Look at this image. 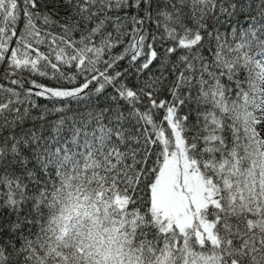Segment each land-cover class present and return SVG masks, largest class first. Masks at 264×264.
I'll return each instance as SVG.
<instances>
[{
	"label": "snow or ice",
	"instance_id": "6c2138e0",
	"mask_svg": "<svg viewBox=\"0 0 264 264\" xmlns=\"http://www.w3.org/2000/svg\"><path fill=\"white\" fill-rule=\"evenodd\" d=\"M64 3L70 11L53 19L38 0H0L12 85L0 83V209L15 216L0 218V264H264V0ZM129 54L130 64L143 57L138 74L157 60L160 74L129 86L118 66ZM48 66L69 84L83 80L52 88L12 78ZM165 72L175 74L170 100L157 96ZM109 86L115 109L63 114ZM33 96L67 103L33 116ZM152 109L164 110L159 125ZM145 179L142 215L130 206Z\"/></svg>",
	"mask_w": 264,
	"mask_h": 264
},
{
	"label": "trees",
	"instance_id": "16d2710c",
	"mask_svg": "<svg viewBox=\"0 0 264 264\" xmlns=\"http://www.w3.org/2000/svg\"><path fill=\"white\" fill-rule=\"evenodd\" d=\"M250 2L255 5V3L257 2V0H250ZM39 3V10L41 12H45V13H52L53 15V19H60V17L66 16L67 12L70 11V7L67 6L64 3V0H38ZM133 12L135 10H132ZM59 13L58 15L56 13ZM141 15H143V13H141ZM245 15L241 14L238 15L237 17L234 18V22L235 21H239L240 23H244L245 22ZM63 23V21H61ZM209 23H211V21H209ZM145 27L147 29L146 35L148 36V40L146 41V43H151V36L152 34L156 33V29H155V25L153 23L150 22H145ZM56 31H59V29H56ZM221 32L225 31V28H221L220 29ZM77 37L79 36V33L76 34ZM131 36H127L124 39L123 44L119 45L118 47H116L113 50V55H119L122 54L124 49L128 46V44L131 42ZM164 44L166 46H171V41H164ZM13 46H15V41H13ZM213 47L215 46L214 42H213ZM155 48L157 50L158 53H162L163 52V47L161 46V41L157 40L155 42ZM40 50L42 52H47V46H41ZM204 55L205 56H209L210 52L208 49V45H205L204 48ZM173 60L176 59V57L172 58ZM143 57H141L137 62H135L134 64H130V54L128 56H126L124 59L119 61V69L121 71L124 70H128L127 71V75H126V79L125 82L129 84V86H137L139 87L140 85L143 84L144 80L148 78V76H158L160 74L161 71V66H160V61H154L153 64L150 66V70H146L145 73H140L138 74L136 72V68L139 66V64L143 63ZM100 69L103 70L104 65L101 64L99 65ZM181 68L183 67V65L180 66ZM5 68L6 65L3 63H0V83L4 84L5 86H12L10 84V79L5 78ZM61 68L63 69V71L65 73H67L68 75H75L76 74V69L75 68H69L66 67L64 65H61ZM171 68V65H169V69ZM41 70L45 71L47 73V75L45 76H41L39 75L37 72H31V71H22V72H18L16 74V76L12 77V78H20L23 77L26 81H28L29 83H26L24 85V87H31V81H35L37 84L40 85H44L46 87H52V88H60V87H74L76 85V83L82 82L83 77L82 76H77V79L74 83L69 84L67 82V80L64 79H60V73L54 71L50 66L48 67H42ZM180 69H177V72H179ZM165 76H167V79L164 80L163 82V87H161L159 89V91L157 92V96L159 99H171V95L169 93H167L164 89L168 87V85L171 83L172 80L175 79V74L169 75L168 72L164 73ZM139 76V79L137 78ZM241 79H243V76H241ZM15 87V86H13ZM95 85H90V88H94ZM38 89H34V91H36ZM115 95L114 89L109 86L106 87L105 91L99 95L95 94L94 92L91 94L90 99L89 100H85L84 102L77 104L76 101H72L70 103V107L72 109L71 112L67 111V108L64 109L63 114L65 115H72L73 113H78V112H86V111H99L100 109L103 108H113L115 109L117 107V104H115L112 101V97ZM234 94L232 97H230V99H234ZM32 99L36 102L37 105H39V107L37 109H32V115H38L40 112H50L53 108L56 107H60L62 104L67 103L66 101H60V100H49L46 99L44 97H35L33 96ZM120 104H122L124 106V109L127 110L128 107H130L126 102L124 101H120ZM148 104V101L145 100L142 104H138L137 107L140 108L142 111L145 110V105ZM194 107V106H193ZM189 111V109L187 107H185L184 109L181 110L180 114L184 115ZM152 113H153V119L156 121L157 125H159L161 123V121L163 120V115H164V110L160 109H152ZM106 115H111L106 114ZM56 115H50L48 116L49 120H54L56 119ZM195 124V112H192V115L189 118V121L187 122V128L191 129L192 126ZM30 126V124H26L25 127ZM166 127V124H165ZM170 131V130H169ZM184 135H186L189 140L191 139L193 132L191 131H186L184 133ZM156 152H159L160 149L159 148H155ZM156 160V156L155 154L152 156L151 160L149 161L148 167L151 168L154 164ZM148 183V179H145L143 182H141V184L139 185V189L137 190V192L135 193V200L136 203L131 205V209L135 210L137 212H140V214H145L148 212V208L146 207V205L148 204L149 201V196H150V192L148 191L146 185ZM0 191H3V189H0ZM31 207V203H26L23 207V213L27 214L29 208ZM0 218L2 219H15V216H9L8 212L6 210L0 209Z\"/></svg>",
	"mask_w": 264,
	"mask_h": 264
}]
</instances>
